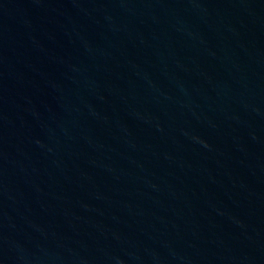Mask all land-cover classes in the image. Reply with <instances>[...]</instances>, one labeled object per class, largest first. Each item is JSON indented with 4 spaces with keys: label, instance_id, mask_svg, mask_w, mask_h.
Returning a JSON list of instances; mask_svg holds the SVG:
<instances>
[{
    "label": "water",
    "instance_id": "95a60500",
    "mask_svg": "<svg viewBox=\"0 0 264 264\" xmlns=\"http://www.w3.org/2000/svg\"><path fill=\"white\" fill-rule=\"evenodd\" d=\"M0 264H264V0H0Z\"/></svg>",
    "mask_w": 264,
    "mask_h": 264
}]
</instances>
